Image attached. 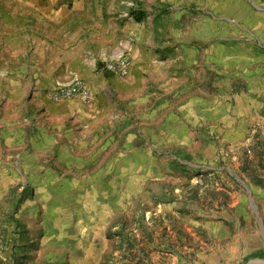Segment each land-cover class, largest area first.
Returning <instances> with one entry per match:
<instances>
[{"label": "crops", "instance_id": "0c3cea01", "mask_svg": "<svg viewBox=\"0 0 264 264\" xmlns=\"http://www.w3.org/2000/svg\"><path fill=\"white\" fill-rule=\"evenodd\" d=\"M263 48L264 0H0V153L20 148L0 163L54 169L68 194L78 193L76 176L95 196L138 185L140 169L156 166L153 146L136 143L144 130L149 138L155 109L168 112L159 119L169 142L179 133L188 147L199 139V104L218 112L226 103L232 114L263 106ZM124 51L120 78L104 66ZM75 78L91 102L46 93Z\"/></svg>", "mask_w": 264, "mask_h": 264}, {"label": "rangeland", "instance_id": "374dc122", "mask_svg": "<svg viewBox=\"0 0 264 264\" xmlns=\"http://www.w3.org/2000/svg\"><path fill=\"white\" fill-rule=\"evenodd\" d=\"M247 109L240 105L232 114L226 103L218 112L199 104V139L188 147L179 133L169 142L159 119L168 112L155 109L149 138L144 130L136 143L153 146L156 166L142 167L140 184L117 186L114 194L84 193L80 176L73 178L78 193H63L54 169L0 163V264L264 261V104ZM19 152L0 155L14 159ZM254 253L262 255L247 259Z\"/></svg>", "mask_w": 264, "mask_h": 264}, {"label": "built area", "instance_id": "2783aa9c", "mask_svg": "<svg viewBox=\"0 0 264 264\" xmlns=\"http://www.w3.org/2000/svg\"><path fill=\"white\" fill-rule=\"evenodd\" d=\"M130 54L124 51L110 58L104 68L120 78H126L129 74ZM46 93L54 102H61L68 99H76L83 103L92 101V93L88 86L80 79L75 78L65 84L54 80Z\"/></svg>", "mask_w": 264, "mask_h": 264}, {"label": "trees", "instance_id": "16d2710c", "mask_svg": "<svg viewBox=\"0 0 264 264\" xmlns=\"http://www.w3.org/2000/svg\"><path fill=\"white\" fill-rule=\"evenodd\" d=\"M261 255H262V253H254L250 257H248L247 259H249V258H260Z\"/></svg>", "mask_w": 264, "mask_h": 264}, {"label": "water", "instance_id": "95a60500", "mask_svg": "<svg viewBox=\"0 0 264 264\" xmlns=\"http://www.w3.org/2000/svg\"><path fill=\"white\" fill-rule=\"evenodd\" d=\"M252 206H253L255 212L258 213L256 207L254 205H252ZM262 230H263V228H262ZM262 263L264 264V261H262Z\"/></svg>", "mask_w": 264, "mask_h": 264}, {"label": "bare ground", "instance_id": "6f19581e", "mask_svg": "<svg viewBox=\"0 0 264 264\" xmlns=\"http://www.w3.org/2000/svg\"><path fill=\"white\" fill-rule=\"evenodd\" d=\"M256 262H251L250 264H254ZM256 264H263L262 262H257Z\"/></svg>", "mask_w": 264, "mask_h": 264}]
</instances>
